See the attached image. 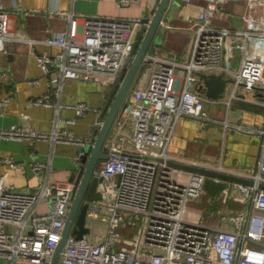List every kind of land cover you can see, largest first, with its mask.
<instances>
[{"label": "built area", "instance_id": "obj_1", "mask_svg": "<svg viewBox=\"0 0 264 264\" xmlns=\"http://www.w3.org/2000/svg\"><path fill=\"white\" fill-rule=\"evenodd\" d=\"M190 2L192 0H182ZM225 0H205L196 17L187 19L192 45L185 59L148 52L128 91L106 141L107 157L94 170L101 177V198L90 201L87 222L106 225L100 241L87 234L77 238L69 234L59 264H264V126L238 129L255 132L259 137V154L254 168L240 171L223 163H211L173 154L169 145L182 117L213 120L207 103L218 99L204 92L200 74H225L230 78L231 99L245 98L239 86L264 91V54L248 53L250 38L264 40V0H245L240 27L218 26L213 18L221 12ZM130 0H117L126 6ZM50 15H67L66 30L43 40L55 46L35 55L42 72L56 69V78L92 80L105 76L113 80L130 51L140 18L77 16L57 8ZM241 37L240 67L232 71L226 65L224 50L229 40ZM9 10L0 1V41L12 38ZM34 43L38 39L24 38ZM6 69L0 67V80ZM61 85V84H60ZM8 97L0 96V106ZM264 104V97L261 100ZM34 104L51 105L48 94L35 97ZM77 115L90 107L74 105ZM74 119H67L72 122ZM226 127L227 120L222 121ZM1 139L29 138L69 140L40 132L33 127L12 124L0 127ZM84 143V141H79ZM174 160L249 178L243 184L175 168ZM22 166L11 155H0V163ZM43 163H31L33 175H40ZM221 183V202H239L243 207L220 212L216 222L209 214L189 209V202L199 199L207 181ZM75 183L50 182L46 178L32 190L22 191L6 181L0 173V257L9 264H49L61 237ZM47 199L49 207L38 212L36 206ZM196 216L191 219L188 216ZM139 223L138 237L122 240L120 229ZM26 228V230H25ZM119 243V244H117Z\"/></svg>", "mask_w": 264, "mask_h": 264}, {"label": "crops", "instance_id": "obj_2", "mask_svg": "<svg viewBox=\"0 0 264 264\" xmlns=\"http://www.w3.org/2000/svg\"><path fill=\"white\" fill-rule=\"evenodd\" d=\"M9 10V28L12 38L0 41V67L6 69L4 81L0 80V96L8 97L7 103L0 106V127L15 124L20 127H33L37 131L52 134L69 140L53 138L1 139L0 155H11L22 166L11 167L0 163V173H6V181L13 183L22 191L32 190L45 178L50 182L69 181L78 177L82 168L80 161L81 145L87 142L92 125L102 107L105 95L112 80L99 76L92 80L67 78L62 82L56 78V69L44 73L37 65L35 55L47 50L55 52L58 48L43 42L48 36L67 29V15H50V8H57L77 16H108L115 18H141L150 16L158 0H130L126 6L117 5V0H0ZM205 0H172L161 24L160 41L154 43L149 52L173 56L178 59L188 57L192 45V32L187 28V19L196 17ZM245 0H225L222 10L213 18L218 26L240 27L241 15L245 12ZM24 38L38 39L30 43ZM242 38L229 40L224 50L225 63L232 71L240 67ZM248 53L254 56L264 54V40L250 38ZM226 82L221 95L216 97L217 109L210 116L217 121L182 117L172 136L169 150L173 154L198 159L205 162L223 163L240 171L254 168L259 154V137L255 132L238 129V125L260 128L264 126V91L257 88H237L245 98L231 99L230 78L222 74ZM61 84V85H60ZM205 85V84H204ZM204 86V92H205ZM49 95L51 105L34 104L35 97ZM206 94V92H205ZM83 102L90 108L77 115L74 105ZM73 118L72 122L67 119ZM227 120L229 125H223ZM108 139V138H107ZM107 141V140H106ZM106 144V142H105ZM106 151V147L104 145ZM43 163L40 175H33L31 163ZM211 181V180H210ZM217 187L219 183H212ZM213 187V186H212ZM204 194L189 205L209 214L216 222L220 212H233L243 207L239 202L229 200L218 205L212 194ZM47 199L37 206L38 212L48 209ZM90 221L87 222L89 226ZM104 227L106 225L100 223ZM90 227V226H89ZM87 236L93 239L89 232ZM100 236L96 241H100ZM0 264L9 261L0 257Z\"/></svg>", "mask_w": 264, "mask_h": 264}, {"label": "water", "instance_id": "obj_3", "mask_svg": "<svg viewBox=\"0 0 264 264\" xmlns=\"http://www.w3.org/2000/svg\"><path fill=\"white\" fill-rule=\"evenodd\" d=\"M172 0H158V3L150 16L140 18L138 27L130 51L123 63L118 75L112 80L110 88L105 95V100L98 112V116L92 125V132L87 142L81 145L80 161L82 168L77 178L71 176L69 181L75 183L71 203L65 218L61 237L53 251L49 264H59V260L69 234L77 238L83 237L90 230L86 224V212L90 201L101 198L98 183L101 177L94 174L96 166L107 157L104 149L107 137L112 129L114 120L124 104L129 89L136 79L142 67L143 59L154 43L159 42L161 36V24ZM205 84L206 95L216 98L224 90L226 82L222 74L212 73L209 76L200 74ZM168 164L183 170L196 171L210 177L243 184H252L249 178L229 174L206 167L190 165L174 160H168ZM264 188V182L260 183Z\"/></svg>", "mask_w": 264, "mask_h": 264}, {"label": "rangeland", "instance_id": "obj_4", "mask_svg": "<svg viewBox=\"0 0 264 264\" xmlns=\"http://www.w3.org/2000/svg\"><path fill=\"white\" fill-rule=\"evenodd\" d=\"M206 108H207L208 112L211 114V112H214L217 109V105H216V103H207ZM222 187H223V184H221V183L217 184V187H214V185L211 184L210 180H208L207 184H206V188L208 190L207 194H212L218 205H222V202H221V193H222L221 189H222ZM188 207H189V209H192L193 211H197V212L199 211V208H195L191 205H189ZM188 217L191 219H197L198 218L194 215L188 216ZM100 223L101 222L91 221L89 224V226H90L89 232L93 234V238L95 240H96L97 236H100L101 238H103L105 235L104 227ZM139 229H140L139 223H137L136 225H133V226H129L126 229L121 228L120 231H121L122 240H125V239L131 240L133 238L138 237ZM25 230H26V228H25ZM89 232H88V234H89ZM117 244H119V243H117Z\"/></svg>", "mask_w": 264, "mask_h": 264}]
</instances>
